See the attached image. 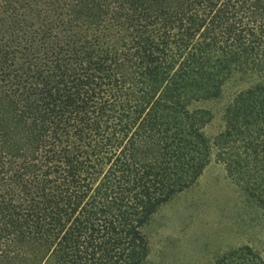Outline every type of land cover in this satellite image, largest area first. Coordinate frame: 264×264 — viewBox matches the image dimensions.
<instances>
[{
	"label": "trees",
	"instance_id": "obj_1",
	"mask_svg": "<svg viewBox=\"0 0 264 264\" xmlns=\"http://www.w3.org/2000/svg\"><path fill=\"white\" fill-rule=\"evenodd\" d=\"M212 145L264 213V0H0V257L142 264Z\"/></svg>",
	"mask_w": 264,
	"mask_h": 264
},
{
	"label": "rangeland",
	"instance_id": "obj_2",
	"mask_svg": "<svg viewBox=\"0 0 264 264\" xmlns=\"http://www.w3.org/2000/svg\"><path fill=\"white\" fill-rule=\"evenodd\" d=\"M235 88L229 84L221 99L204 103L213 113L204 128L210 142L224 128L223 106ZM2 112L4 122L13 124L16 118L17 128H22V120H12L16 113L7 108ZM142 232L148 243L142 264H264L263 210L229 175L213 145L200 176L162 204ZM242 247L249 251L237 253ZM37 254V243L20 240L4 252L0 264H37Z\"/></svg>",
	"mask_w": 264,
	"mask_h": 264
}]
</instances>
